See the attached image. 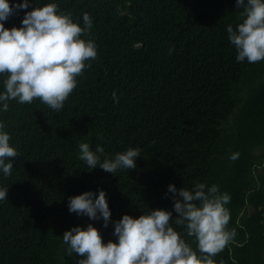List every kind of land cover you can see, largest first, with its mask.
<instances>
[{"label": "trees", "instance_id": "16d2710c", "mask_svg": "<svg viewBox=\"0 0 264 264\" xmlns=\"http://www.w3.org/2000/svg\"><path fill=\"white\" fill-rule=\"evenodd\" d=\"M203 1L29 0L28 9L14 12L4 22L9 29L21 27L25 11L50 2L81 25L86 12L98 23L92 24L95 32L83 33L82 39L95 42L99 60L88 68L61 110L46 111L39 107L41 101L35 105L36 99L31 103L13 99L0 112L3 130L19 154L13 158L11 174L0 173V186L8 187L7 198L0 200V264L77 263L79 257L70 254L62 240L66 230L91 223L102 239L115 242L112 221L124 214L138 217L163 203L168 207L172 193L167 187H160L156 198L149 185L150 178L165 181V173L155 168L163 160L150 146L160 141L158 134L165 124L184 136L176 162L167 165L170 172L184 178L180 186L198 181L227 192V227L235 229L233 241L251 245L250 250L227 245L214 256L216 264H264V227L257 230L255 218L247 219L250 236L241 234L236 225L245 188L264 184V176L256 179L264 165V62L255 66L247 60L237 62L223 46L218 57L206 52L210 61L198 67L178 52L173 29L184 47L183 40L201 27L193 9ZM19 2L10 0V4ZM137 44L141 46L136 48ZM115 52L120 60L113 64ZM242 72L247 76L244 83L234 77ZM2 81L0 77V90ZM82 142L93 151L101 145V161L128 147H138L140 156L136 167L114 174L91 169L79 163ZM233 153H238L234 160L229 158ZM98 190L105 191L111 210L107 227L102 219L77 216L67 208L70 196ZM250 200L264 206V199ZM173 227L196 248L194 237H188L182 225Z\"/></svg>", "mask_w": 264, "mask_h": 264}, {"label": "clouds", "instance_id": "9594fccd", "mask_svg": "<svg viewBox=\"0 0 264 264\" xmlns=\"http://www.w3.org/2000/svg\"><path fill=\"white\" fill-rule=\"evenodd\" d=\"M28 8L29 0L11 4L10 0H0V77H3L0 112L6 111L8 102L13 99L19 103H31L36 99L35 105L41 101L39 107L46 111L49 107L61 110L88 68L99 60L95 42L82 39L83 33L95 32L92 24L98 21L94 17L83 13L81 25L73 21L70 13L59 11L58 5L50 2L25 11L21 27H5L4 22L14 12ZM195 8L193 12L200 19L201 27L183 40L184 47L172 28L176 36L175 47L178 52L188 55L192 65L199 67V63L210 61L206 52L220 56L223 46L237 62L247 60L251 63L249 66L264 62V0H204ZM186 16L191 25H195L193 17ZM140 46L135 45L136 48ZM115 49L120 53L118 48ZM119 60L115 52V60L110 62L116 64ZM129 65L131 68L132 64ZM231 74V71L227 73L228 76ZM234 77L247 80L245 72ZM113 97H116L115 92ZM232 119L231 116L229 121ZM4 127V122L0 121V173L7 177L14 167L13 158L19 154L10 145V134L3 130ZM163 130L158 134L160 141H152L150 146L155 157L163 160L162 165L155 168L165 173V181L159 183L150 178L152 183L149 185L151 196L156 198H159L160 187H167L172 193L170 205L166 207L163 203L138 217L124 214L119 220L112 221L115 242L102 239L91 223L83 228L74 226L66 230L62 240L69 253L74 252L79 257L74 264H216L214 256L229 244L250 250L251 245L247 242H234L235 229L227 227L230 220L226 207L230 195L227 192H221L216 184L209 186L198 181L180 186L184 178L171 173L167 165L176 162V153L182 147L184 136L166 124ZM78 147L79 163L113 174L120 169L136 167L135 159L140 156L138 147H128L101 161L99 154L104 152L101 145H97L95 151L86 142ZM237 156L238 153H233L229 158L234 160ZM263 168L264 165L258 171ZM261 176L264 175L258 173L256 179ZM7 191L8 187L0 186V200L7 198ZM244 191L245 204L236 225L241 234L252 236L246 220L254 217L255 228L264 227V206L250 198L264 199V184L258 182ZM67 208L77 216L102 219L105 227L110 221L111 210L104 190L70 196ZM173 225H182L183 232L194 237L195 249Z\"/></svg>", "mask_w": 264, "mask_h": 264}, {"label": "rangeland", "instance_id": "374dc122", "mask_svg": "<svg viewBox=\"0 0 264 264\" xmlns=\"http://www.w3.org/2000/svg\"><path fill=\"white\" fill-rule=\"evenodd\" d=\"M241 67H237V69H240ZM238 79L240 80V82L244 83L245 81L242 79V78H239ZM261 152L258 150L257 151V154H260ZM259 175H264V168L263 169H259L258 171Z\"/></svg>", "mask_w": 264, "mask_h": 264}]
</instances>
